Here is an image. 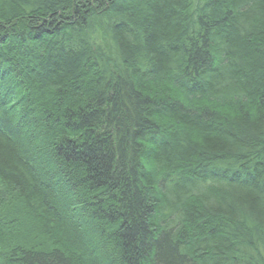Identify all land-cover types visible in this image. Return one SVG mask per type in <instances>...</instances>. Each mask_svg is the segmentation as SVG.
<instances>
[{"label":"trees","instance_id":"obj_1","mask_svg":"<svg viewBox=\"0 0 264 264\" xmlns=\"http://www.w3.org/2000/svg\"><path fill=\"white\" fill-rule=\"evenodd\" d=\"M7 196L1 264H264V0H0Z\"/></svg>","mask_w":264,"mask_h":264},{"label":"rangeland","instance_id":"obj_2","mask_svg":"<svg viewBox=\"0 0 264 264\" xmlns=\"http://www.w3.org/2000/svg\"><path fill=\"white\" fill-rule=\"evenodd\" d=\"M6 200L8 201H6V202H4V205H5V207L4 208H2V209H0V225L1 226H3L4 224H6L7 222L6 221H10L11 219H7L6 217H4V215L5 214H7L8 212H9V210H10V205H12L13 204V202H14V198H13V196H7L6 197ZM1 258H0V264H1Z\"/></svg>","mask_w":264,"mask_h":264}]
</instances>
